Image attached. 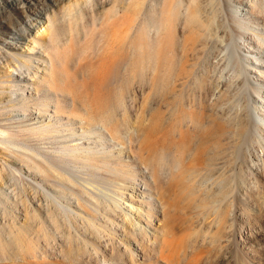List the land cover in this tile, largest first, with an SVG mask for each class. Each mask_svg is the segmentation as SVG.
<instances>
[{
    "label": "rangeland",
    "instance_id": "obj_1",
    "mask_svg": "<svg viewBox=\"0 0 264 264\" xmlns=\"http://www.w3.org/2000/svg\"><path fill=\"white\" fill-rule=\"evenodd\" d=\"M57 1L60 4L55 8H50L46 0H41L39 6L43 9L45 7L50 8L49 14L52 18H66L67 22L72 19L71 23L76 15L80 16L81 11L85 10V16L94 25V30L89 37L90 44L87 46L84 37L81 40H71L70 36L65 38L58 45L59 47L63 45V50L64 44L70 47L69 51L64 50L67 57L66 62L62 64L63 68L57 63L54 70L52 59L47 55L49 53H46L52 45V40L47 35L49 24L46 19L44 21L46 22L45 25H38L39 29L33 26L31 34L26 35V39L18 43L19 49L11 51L5 48L4 50L2 48L3 42L5 40L12 41L8 38L12 30H26V20L24 13L22 14V9L21 14L20 10L15 11L10 8L2 11L0 15V130L5 135L11 131L16 133V135L20 132L25 135L24 127L29 126L34 128L39 134H49V137L55 139L57 143L53 146L51 141L44 144L37 137L29 138L31 142H24L22 138H19L21 143H30L32 145L33 142L35 146L42 149L47 146L57 147L60 150L64 148L69 150L79 148L81 152L80 156L82 158L83 155L82 159L86 161L84 163L87 167L83 165L77 171L81 172L84 177L87 176V173H92L93 170L100 167L108 172L109 169H112V173H118L115 169L122 170L123 172L128 169L132 172L134 168L130 167V165H134L135 169L137 167V172L143 170L147 173V167L144 164L142 165L138 157H136V153L133 154L130 140L140 139V142L138 140V144L134 141L136 149L139 147L138 145L143 144L148 136V142L150 141L149 143L154 146L163 147L165 145L167 140L166 134L160 129L157 132L153 131H155L156 123L160 120V117L164 121L168 119V101L164 100L161 106L157 105V109V97L152 86L142 87L138 83H135L121 89L120 86L118 87V84H115V81L108 79L106 81L104 74L115 56L123 54V52L133 53L132 42L137 37L139 25L144 22L147 15L153 13V8H161L163 0H157V2L156 0H146L144 6L142 5L138 10L136 9V0ZM239 1L241 0H226L225 2L221 0L222 9L221 3L219 6L221 16L219 13L218 17L221 20L218 19L219 25H217L219 27L216 25L218 35L214 37V41L217 44L220 42L223 47H221L222 49L217 47L218 49L214 51L216 45H212L211 48H214L211 51H213L212 53L220 52L221 57L217 58L213 54L204 56V52L199 44L191 40L186 42L188 53L190 57L193 55L191 60L194 59L195 62H199L197 64L201 73L208 71L210 76L212 75L213 80L211 79V83L213 84L214 81L217 85L213 84V86L215 85L214 87L229 85L231 91L239 90L241 86L238 83L244 77V70L238 69V67L241 66L242 68L245 66L250 72V76L264 90V83L256 81L258 77H263L261 72L257 70V67L260 64H264V58L252 52L254 43L250 46L243 35L237 37L241 44V54L244 61L243 65H237L238 60L237 64L234 63L236 61L234 57L236 55V46L232 44L231 48L228 47L230 43L225 38L227 37L226 34L230 32L229 23L226 20H228V14H231L230 12L233 11L232 14H234L235 18L241 20L243 25H247L249 29L247 31H250L247 32V37L251 38L253 42H260L264 47V42H262L264 41V22L262 20L256 21L250 13L257 0H243V5ZM262 1L264 3V0ZM224 3H227V9ZM98 14L99 17L101 16V19H99ZM220 23L224 24H222L223 27H221ZM180 32L179 34L182 37L178 36V40L183 45L185 33H183V30ZM151 34L154 35L152 31ZM226 47H228V50H226ZM222 51L223 53H221ZM194 56L197 58H194ZM212 57L217 59L214 58V60ZM220 58H224V60L226 58L227 61L225 60L224 62L223 60L220 63L222 66H218L219 69L216 67L219 62H216ZM231 59H234V62ZM130 61H126L124 70L128 67ZM194 61L193 63H195ZM49 68L52 69L49 70ZM52 70L55 73L54 80L51 77L53 75H50L53 74L50 73ZM234 87L236 88L234 89ZM226 88L228 89V86H225L224 90ZM243 89L244 87H241L240 91L232 92L234 95L239 92L237 93V98H235L236 100L234 99L233 102V114L239 110V113L245 111L248 105L247 100H249L256 119H258V122L260 121L261 127L264 128V100L255 94L253 97H250V93L248 94L247 90L245 92V89ZM119 91L123 93V108L126 107V109L121 107L117 111L119 114L117 113L115 116L122 119V116L127 115L126 126L121 127L123 129V132L121 131L122 136L120 135L122 140L119 137H115L119 135L109 131L106 123L103 124L101 121L104 117L110 116L112 106L114 107L115 104L119 105ZM57 102H63L62 106L66 108L60 111ZM38 103L41 106H38ZM22 106L25 109H22ZM70 108H72L73 113ZM99 115L100 117H98ZM257 133L259 136L258 141L260 142L256 144L258 147L256 154L259 156L257 163L258 166H262L261 169L264 173V132L259 130ZM9 139L11 142L8 144L13 146V135ZM8 144L0 141V247L4 243V248H6L4 250L2 249L3 247L0 249L2 251V255L0 254V264H30L29 260L34 257L37 259H47L44 264H60V261H68L69 257L70 259L72 257V260L69 261L70 264H104L102 256L104 255L109 258L108 251L103 247L105 246L103 240L107 239L110 243L108 246L109 251L115 252L118 256H123V262L125 260L129 264H180V262L181 264H264V213L261 211L262 208L264 209V189L260 187L262 185H259L260 183H258L251 171H248V174H250L249 181L251 180L249 185H240L239 189H235L236 192L234 191L235 196H238L235 203L238 206L241 205L239 207H243L244 212L240 213L241 216H228L219 231L213 228L216 225L214 223L217 215L199 216V214H196L199 212L194 207L195 203L192 205V200L190 203V199L186 198L185 194L187 193L184 190L185 188L183 190L175 188L171 197L174 203L171 208L168 207V213L161 211L152 225L153 228H150L147 225V221L143 220L146 223H141V226H143L144 232L145 229H148L147 233H143V236L139 235V238H136L137 236H133V238L130 232L134 231L135 227L132 226L129 218L136 219L137 221L139 214L131 213L127 205H133L135 208L141 210L142 208L131 204L132 202L128 197L132 195L129 194L132 192H127L126 197L124 196L123 198L124 201L120 197H118V199L120 198L118 200V195H115L114 198L111 193L118 194V191L114 192V190L109 195L108 193H103V195L100 193L99 195L97 190L95 192L91 187L89 189L87 184L83 186L81 183H76V180L73 181L65 173H62L64 177L60 173V177L69 179V184H67L69 186H59L60 184L48 181L47 177L41 174L42 171L44 172L42 167L36 166L27 156L22 155V151L21 154L13 152L12 146ZM16 148H21V146L16 144ZM121 151L127 152V157L120 154ZM93 157L106 158L111 162V166L107 168L108 166L105 165L104 168L103 164H106V162L104 160H100L102 163L95 160L92 162L91 159H94ZM89 160L92 164H88V162L91 163ZM28 164H30L31 169L28 168ZM88 166L91 170L88 169ZM101 177L91 178L93 182H97V184L94 183L96 186L106 183L113 185L112 179L114 180V178L111 176ZM121 178L117 184L129 187L130 184H124ZM38 183L46 187L45 191L47 193H43L34 187ZM37 191L38 193L41 192L44 197H38ZM250 191L252 193L249 195ZM253 195L256 196L254 197ZM238 198L242 200L240 201ZM157 199L155 196L157 204L161 205ZM113 200L116 203L121 201L119 202L121 205L118 204L122 209ZM34 201L36 204H33ZM116 206L118 207L116 208ZM52 211L55 212L54 215ZM166 220L169 222H166ZM133 221L135 222V220ZM212 221L214 223L210 225ZM165 222L168 226L171 223L172 226L170 225V227L175 229V240L178 239L176 242L174 241L175 248L183 249L186 253V255H183L182 252L178 257L175 256L173 259L168 260V262L173 260L171 263H168L165 259L163 260L157 253L158 251L155 253L151 251L153 236L158 233L162 234L160 230L162 231L163 228L167 227H163V225H166ZM137 224L138 227H136L139 228L140 225L139 223ZM115 226L122 227V229L119 228L118 230ZM200 229L203 230L201 231ZM210 230H213L211 234L217 231L214 234L216 241L215 244L213 243L214 245L211 244L212 246L202 244L203 235L206 231ZM142 238L146 239L145 242H143L144 239ZM150 239L151 242H149ZM6 242L11 243L10 248L7 247ZM185 248H187L186 251ZM180 249L178 250L180 251ZM193 255L197 256L196 261L198 259V263H196L195 256ZM184 261L187 262L185 263ZM105 264L114 263L105 262Z\"/></svg>",
    "mask_w": 264,
    "mask_h": 264
},
{
    "label": "bare ground",
    "instance_id": "obj_2",
    "mask_svg": "<svg viewBox=\"0 0 264 264\" xmlns=\"http://www.w3.org/2000/svg\"><path fill=\"white\" fill-rule=\"evenodd\" d=\"M225 1L226 0H224V2ZM242 1L243 0L239 2L240 4L243 5ZM46 2L48 3V5H50V8L58 7V5L60 4L59 1L57 0H46ZM136 2L139 4L138 5L136 3V9L138 10L142 7V5L144 6L146 0H136ZM220 3L221 0H163V4L161 8L159 9L153 8L154 9V10L152 9L153 13L147 15L145 17L144 22L139 25L137 30V37H135L132 42L133 53L123 52V54L115 56L113 60L110 62V65L106 69V73L104 74L106 78L105 80L107 81L108 79L110 81H115V84H118V87L120 86L121 89L133 85L135 83H138L142 87L149 85L152 86L153 91L156 94L157 97L156 106L157 105L161 106L164 100L168 101L167 106L169 107V117L165 121L160 117L159 118L160 120H158L156 123L155 131H153V132H157L158 129H160L163 133L166 134L167 140L165 145L163 147L154 146L153 144L149 143L150 141L148 142L147 140L149 137L148 136L143 142V144L140 143L141 145H138L139 147L136 149L135 148L136 145H134V141H136L137 142L136 144H138V140L140 142V139L138 140L135 139L134 141L130 140L131 148H132L131 150L133 154L136 153L135 155L136 157H138L142 165L144 164V166L147 167L148 169L147 173L143 170H139L137 172L136 171L137 167L135 169L134 165L133 167L129 164L130 167L134 168L132 172H130V170L128 169L123 172L122 170H118L113 167L116 171H118V173H112L113 172L112 169L111 170L109 169L108 172L100 167L97 168L96 170H93L92 173H87L86 174L87 176H85L86 177L85 178L81 172L77 171L81 167H83V165L85 166L84 162H86L82 159L83 155L81 158L80 156L81 152L79 148H75L73 150L64 148L60 150V148L57 147L53 148L49 145L50 147L47 146L42 149L35 146L33 142L32 145L30 143L28 144L21 143L19 141V138H22L24 142L26 141L31 142V139H29L31 137H37L38 140L42 141L44 144L49 143V141H51L52 146L57 143L55 139L49 137V134H45V133L39 134L36 132L34 128L29 126L24 127L25 135L21 134V132L16 135V133H13V131L5 135L3 131L0 130V141L5 144H8L9 142H11L9 138L11 137V135H13L14 145L12 146L11 144H8L12 146L13 152H17L21 154L22 151V155L24 154V156H27L31 160V162L33 161V163L36 166L39 165V167H42L44 169V172L42 171L41 174H44V176L47 177L48 181H51L55 184H60L59 186L61 185L66 187L69 186L67 185L69 184L68 182L69 179H67L66 177H65L66 179L60 177V173L61 176L63 177L64 175H62V173H65L68 174L73 179V181L76 180V183L77 182L78 184L81 183L83 186L84 184H87V186H89L88 187L89 189L91 187V189H93L95 192L97 190L99 195L100 193L101 195H103V193L104 194L108 193L109 195L114 190V192L118 191V194L111 193L114 196V198L115 195L116 196L118 195L117 199L118 197H120L121 200L124 201L123 198L127 194V192H132L129 193L132 195L128 197V199L132 202L131 204H135V206L137 205L140 206V208H142L141 210L139 208H135L133 205H129V206L127 205L128 210L130 209L131 213L139 214L137 220L138 222L136 221V219L129 218L132 222V226L135 227L134 231L130 232L131 233L130 235L132 237L137 236L136 238H139V235L143 236V233H147L148 229L147 230L145 229L144 232L141 223L145 224L146 223L145 221H147V225L151 228L153 223L157 219V216H159V214L161 213V211L168 213V207L171 208L174 203L171 197L175 188H179L180 190H183L185 188L184 190H186L187 193L185 194L186 198L188 197L190 199L189 201L190 203L192 200L191 203L192 205H194L195 203L194 207H196L197 212H199V213L196 212L195 213L199 214V216L201 215L202 217L204 216L207 217V215L209 216L217 215L216 217L217 219L215 218L216 219L215 223L214 221H212L210 225L213 223L216 224L214 225L216 228L215 227L213 228L219 231L221 225L224 223V220L228 216L231 217L241 216L240 213L243 211L242 209L243 207L241 208L239 207L241 205L239 206L236 205L235 203L236 197L238 196H235L234 191L235 189L236 190L239 189L240 185H245V184L249 185V182L251 180L249 181L250 174H248V171H251V173L257 179L258 183H260L259 185H262L260 187H263L262 189H264V173L261 169L262 166H258L257 162L259 161L258 160L259 156L256 154L258 150L256 144L259 142L258 141L259 136L257 135L258 134L257 131L262 130L264 132V128L261 127L260 121L258 122V119H256L255 113L249 104V100H247L248 105L246 106L245 111L239 113L240 111L239 110L238 112L233 114V110H234L233 102L234 99L237 98V93L239 92L235 93L236 95L232 93L233 91L234 92L240 91L241 87L242 88L244 87L245 90L244 89L243 90L245 92L247 90V93L248 94L250 93L249 95L250 97H253V95L255 94L259 98L264 100V90L261 88V85H258L254 81V78L250 76V72L247 70V68H245V66L242 68L241 66L238 67V69L240 68L244 70L243 71L244 77L243 79L240 77L241 81H239L240 83H238L239 86H241V87L238 86L239 90L236 89L231 91V87L229 88V85H223L222 87L221 86L222 84L220 85L222 88L214 87L216 84L214 83V81H213V84H215L214 86L211 83L212 75L210 76V73L208 71L201 73L198 68L199 65L197 64L199 62H195L194 59H192L195 62L193 63V61L191 60V58H193L192 57L193 55L190 57L188 53L186 42L191 40L194 43L199 44V46L202 48V51L204 52V56L213 54L217 58L221 57L220 56L221 54H219L220 52L212 53L213 51H211L214 48V47L211 48L212 45H216L214 51H216V49L218 48L223 47L220 44V42H218L217 44V42L214 41V37L218 35L217 34L218 30H216V25L219 23L218 21L221 20L219 19L220 17H218L220 13V9H219ZM39 4H41V0H0V15L1 12L5 11L7 8H10L15 11L20 10V14L22 9V14L24 13V18L26 20V24H25L26 30L25 29L12 30V32L8 37L12 41L10 42L8 40H5L3 42L2 48L4 50L6 48L7 50H11V51H15L19 49L18 43L22 40H25L26 35L31 34V30L33 29V26L39 29L38 25L41 24L45 25L46 22L44 21L46 19V21L49 24L47 35L48 38L52 40V45L50 46V48H48L49 50L46 53H49L47 55H49L50 58L52 59V65L55 70V66L57 63H59L61 67L63 66L62 64H65L67 59L65 51L66 50L69 51L70 49L69 46L64 44V50H65L64 51L63 45L59 47L58 44H60L61 41L65 40V38L70 36L71 40H75V39L81 40L84 37L87 46H89L90 44L89 37L91 36V33L94 30L93 27L94 25L92 24V21L85 16L86 14L85 10L81 11L80 16L76 15L71 23L72 19L69 22H67L66 18L64 19L52 18L49 14L50 8L45 7V9H43L42 7L39 6ZM226 4L224 3V5ZM225 7L226 9L228 8L227 5ZM221 9H222V3H221ZM232 12H230L231 14H228V18H227L228 20H226V22L228 21L229 23L228 27L230 28V32H228L226 34L227 37H225L226 40H228V43H230L228 47H230L232 44L233 46H236V55H234L236 61L234 62L233 61L234 59L233 60L231 59V61L236 63L238 60V64L237 63L236 64L243 65L244 61H243V55L241 54V44L237 38L238 36L241 35L245 37L244 39H246V41L250 46H252V44L254 43L252 52H254V54H256L257 56H261L262 58H264V47L262 46V44L256 41L253 42L251 38L247 37L246 35L247 32H250L247 31L248 29L247 25L246 24L243 25L241 23V20L236 19L234 14H232ZM250 13L254 16V19L256 21L259 22L262 20V22H264L263 1L257 0ZM226 14H227V10H226ZM99 19H101V16L99 17ZM223 19L225 18L223 17ZM222 24L220 23L221 27H223L224 25ZM182 30L184 31L183 33H185L183 45H181L180 40H178V36L182 37L179 34V32ZM151 31L154 33V35L151 34ZM228 47H226L227 49L226 48L225 49L228 50ZM221 53H223V51ZM215 57L212 58L214 59ZM194 58L197 57L194 56ZM129 60H131L130 64L128 63V67L124 70V64L126 63V61ZM219 60L216 62V63L219 62L216 65V67L221 65L220 63L223 62L224 58L223 59L220 58ZM225 60L227 61L226 58ZM201 61L203 62V60ZM235 67L237 68V66ZM51 69L52 68H49V70ZM262 69H264V64H260V66L257 67V70L261 72L263 77L262 76L258 77V80L256 81H261L262 83H264V71H262ZM50 73H49L50 75H53L51 77L54 80V74H55L54 71L52 70V72ZM47 81L49 82V80ZM225 86H228V89L226 88L224 90ZM235 88L236 87H234V89ZM165 89L166 92L164 93ZM122 91L121 93L119 91L120 93L119 101H118L119 105L115 104L114 107L112 106L110 116L107 118L102 117L103 120H101L103 124L106 123L109 131L115 133L116 135H119V136H115L114 134L115 137H119V138L120 135L122 136L121 131L123 129H121V127H123L127 122V117H126L127 115L125 114L127 112L123 113L125 114L124 117L122 116L123 121L121 118L119 119L118 116H115L118 113L117 112L118 109H121V107L123 108L124 105V101H123L124 97L122 95L123 94ZM38 104H39L38 106H41L40 103ZM57 104L59 105L60 111H63L62 109L66 108L62 106L63 102H57ZM72 108L70 109L73 113L74 108L73 110ZM22 109H25V107L22 106ZM123 109H126V107H124ZM98 117H100V115ZM139 131H141V129H139ZM153 132L152 134H154ZM130 137L132 136L130 135ZM16 144L20 145L21 148H16ZM120 154L124 155L125 157H127L128 155L127 152L125 153V151L123 152L121 151ZM86 158L88 157L86 156ZM93 158L94 159H91L92 162H94L93 160H95L96 162L100 160H104L106 162V164H103L104 168L105 165L108 166L107 168L111 166V162L108 161V159L106 158L103 157H102L103 159L101 157L100 158L93 157ZM92 162L91 163L88 162V164H92ZM27 166L29 169H31L30 164H28ZM85 167H87V165ZM88 169L91 170L89 166ZM18 171L20 172V170ZM101 176L103 178L104 176H111L112 178H114V180L111 178L113 185L106 183L107 185L100 184L96 186L95 184H97V182L96 183L93 182L91 178L92 177L100 178ZM120 178L121 180L124 181V184H130L129 187L120 186V184H117V182L120 181L119 180ZM34 187L43 193H47L45 191L46 187H44L41 183L34 185ZM41 192L38 193L37 191L38 197L43 198L44 196L42 195ZM250 193L252 192L250 191L249 195ZM155 196L156 198H158L157 200L160 201L159 203H161V205L157 204V201L155 200ZM238 200L241 201L242 199L238 198ZM119 202L117 203L115 202V203L118 204ZM33 204H36V202L34 201ZM118 206H116V208ZM119 208H121V206H119ZM261 211L264 213L263 208L261 209ZM54 213L55 212H53V215ZM133 220H135V222ZM206 220L208 221V219ZM136 222L139 223L140 225L139 228H137L138 224ZM166 222L169 221L166 220ZM169 224L171 225V223ZM170 225L169 226L168 224L163 225V227L164 226L167 227L165 229L163 228L162 231L160 230L162 234L160 233L154 234L153 241L151 244L152 250L150 247V250L152 252L155 253L158 251L157 253L160 255V257L163 258V260L164 259L167 260V262L171 258L173 259L175 256L178 257V255L182 254V252L183 255L184 254L186 255L183 249L178 248L180 249L179 251L177 248H175L176 246H174V243L178 239L175 240L176 238V236H174L175 229L173 227H170ZM117 228L118 230L119 228L122 229V227L119 226H117L116 229ZM213 230L206 231V233L203 235V238L201 237L202 244L205 245L207 244L209 246L213 243L215 244L216 240L214 234L217 233V231H214V233L211 234ZM145 240L146 239H144L143 242H145ZM103 241L105 242V246L103 247L106 249V251H108V254L110 255V256L108 255L109 258H107L102 253H100L103 255L102 260L104 264L105 262L106 263L113 262L114 264H129L125 260L123 262L122 259L123 256L122 257L120 255L118 256L115 252L109 251L108 246L110 245V243L108 239ZM149 242H151V239L149 240ZM6 244L7 247L10 248L11 243L6 242ZM183 244L185 245V243ZM4 246L5 244L3 243L2 246L3 248L0 247V249L1 248L3 250L6 249L4 248ZM186 249L187 248H185V251ZM0 252H1L0 254L2 255L1 250ZM196 254L198 255V253ZM196 257L197 256H195V261H196ZM68 259H69L68 261H60V264H70L69 261L72 260V257L71 259L70 257ZM46 260L39 258L37 259L34 257L33 259L31 258V260H29V263L44 264ZM172 261L173 260L169 262L171 263ZM197 261L199 262L198 259ZM197 261L196 263H198Z\"/></svg>",
    "mask_w": 264,
    "mask_h": 264
}]
</instances>
